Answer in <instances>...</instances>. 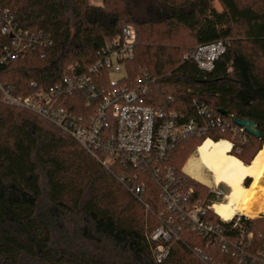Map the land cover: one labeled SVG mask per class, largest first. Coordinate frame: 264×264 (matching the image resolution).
I'll use <instances>...</instances> for the list:
<instances>
[{"label": "trees", "instance_id": "1", "mask_svg": "<svg viewBox=\"0 0 264 264\" xmlns=\"http://www.w3.org/2000/svg\"><path fill=\"white\" fill-rule=\"evenodd\" d=\"M0 7L10 9L21 28L43 29L53 39L45 57L33 50L0 68V81L14 96L47 89L72 68H89L105 38H118L124 25L133 24L138 45L127 64L128 81L154 80L151 105L188 120L198 117V100L227 124L254 121L261 133L241 142L228 127L218 128L180 144L167 165L180 171L207 139L231 140L232 154L246 165L264 147V0H103L102 6L89 0H0ZM7 38L0 32V48ZM221 40L230 46L212 72L186 59L191 49ZM100 83L113 86L110 75ZM122 172L130 185H144L143 202L119 181ZM208 196L214 197L208 188L195 185L196 199ZM161 215L182 224L167 212L153 174L107 170L50 121L0 102V264H204L196 248L234 264L185 227L168 258L158 262L150 235L162 226ZM210 219L220 217L211 212ZM241 223L253 234L250 252H257L264 245V218Z\"/></svg>", "mask_w": 264, "mask_h": 264}, {"label": "built area", "instance_id": "2", "mask_svg": "<svg viewBox=\"0 0 264 264\" xmlns=\"http://www.w3.org/2000/svg\"><path fill=\"white\" fill-rule=\"evenodd\" d=\"M0 32L8 37L0 48V68L24 58L33 50H41L45 57V49L53 45L50 33L43 29L21 28L8 8L0 7ZM137 45L136 26L126 24L118 38H105L96 61L89 68H72L54 85L25 97L14 96L12 88L0 81V102L32 111L50 121L74 138L107 170L119 166L123 170L134 169L154 175L167 212L182 221L178 225L172 218L162 220L163 215L159 217L163 224L150 235L157 243L154 256L158 262L168 258L172 242L180 239L179 232L185 227L202 236L207 248L229 255L234 264H264V245L257 252H250L253 234L243 228L241 219L235 222L210 219V213H215V199L223 194L218 187L211 190L214 197L196 199L198 181L185 171L187 163L180 171L167 165L175 149L192 138L202 139L211 131L228 127L239 141L245 142L249 133L243 127L227 124L228 119L214 116L198 100L195 101L198 117L188 120L163 107L151 105L149 94L154 80L141 76L128 81L127 64ZM229 46L230 42L225 40L200 45L191 49L186 59L195 62L203 72H212ZM122 74L125 75L123 78L113 81V75ZM106 75L111 76L113 86L110 89L101 88L100 82ZM82 104L84 112H79ZM118 179L138 201L143 202L144 185H130L125 172ZM195 253L204 264H221L200 248H196Z\"/></svg>", "mask_w": 264, "mask_h": 264}, {"label": "bare ground", "instance_id": "3", "mask_svg": "<svg viewBox=\"0 0 264 264\" xmlns=\"http://www.w3.org/2000/svg\"><path fill=\"white\" fill-rule=\"evenodd\" d=\"M185 171L208 187L225 184L230 188L225 199L213 206L214 212L223 221L230 222L239 214L252 219L264 215V147L246 165L232 155L230 142L208 139L189 159ZM248 179L252 182L246 186Z\"/></svg>", "mask_w": 264, "mask_h": 264}, {"label": "rangeland", "instance_id": "4", "mask_svg": "<svg viewBox=\"0 0 264 264\" xmlns=\"http://www.w3.org/2000/svg\"><path fill=\"white\" fill-rule=\"evenodd\" d=\"M89 2H90V4L91 5H94V6H102L103 5V0H89ZM217 7H218V9H221V7L219 6V5H217ZM184 36V38L186 39V40H188L189 41V37L187 36V35H185V34H182V37ZM188 54V53H187ZM125 75L124 74H122V75H113L112 76V79H113V81H116V80H119V79H121V78H123ZM233 139H234V142H236L237 143V138H235V137H233ZM226 141H228V142H230L232 145H234L233 144V142L230 140H226ZM232 149H233V147H232ZM196 150H197V148L192 152V154L188 157V159L186 160V162H185V164L189 161V159L193 156V155H195V153H196ZM232 155H234V154H232ZM257 155V154H256ZM234 156H236L237 157V154L236 155H234ZM256 157V156H255ZM184 164V165H185ZM187 173H188V171H186ZM122 173H118V176H120ZM209 177H211V175L209 174V173H206ZM249 180V179H248ZM197 181V180H196ZM247 182L248 181H246L245 182V185L247 186ZM252 182V180H250L249 181V183H248V186L250 185V183ZM197 185H201V186H204V187H206V188H208L209 189V191L211 192V194H213L212 193V189H214V188H216V187H208V186H206V185H204V184H202L201 182L199 183H196ZM220 189H219V192H222L223 194L220 196V198H216L215 200H217V203H220V202H222L224 199H225V197H226V195L230 192V188L228 187V186H226L225 184H221L220 186ZM218 189V188H217ZM207 198V197H206ZM205 199V198H204ZM217 215V214H216ZM218 216V215H217ZM260 217H263L264 218V215H260V216H258V217H256V218H254V219H257V218H260ZM242 218H247V219H249V220H253L252 218H249V217H247V216H245V215H241V214H239V215H237L235 218H234V222L235 221H237L238 219H242Z\"/></svg>", "mask_w": 264, "mask_h": 264}, {"label": "water", "instance_id": "5", "mask_svg": "<svg viewBox=\"0 0 264 264\" xmlns=\"http://www.w3.org/2000/svg\"><path fill=\"white\" fill-rule=\"evenodd\" d=\"M221 113L225 115L227 112L224 111V110H221ZM235 125L239 126V127H243L250 135H252V136H254L256 138H259L260 135H261V133L257 129V125H256V123L254 121L236 119L235 120Z\"/></svg>", "mask_w": 264, "mask_h": 264}, {"label": "flooded vegetation", "instance_id": "6", "mask_svg": "<svg viewBox=\"0 0 264 264\" xmlns=\"http://www.w3.org/2000/svg\"><path fill=\"white\" fill-rule=\"evenodd\" d=\"M219 189H220V187H218V189H217V190L219 191Z\"/></svg>", "mask_w": 264, "mask_h": 264}]
</instances>
